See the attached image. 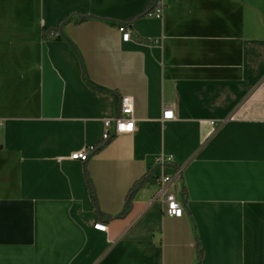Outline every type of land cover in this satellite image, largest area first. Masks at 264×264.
<instances>
[{
    "label": "crops",
    "instance_id": "1",
    "mask_svg": "<svg viewBox=\"0 0 264 264\" xmlns=\"http://www.w3.org/2000/svg\"><path fill=\"white\" fill-rule=\"evenodd\" d=\"M153 2L0 0V264H264V0ZM123 95L134 131L71 159ZM161 155L181 217L153 200Z\"/></svg>",
    "mask_w": 264,
    "mask_h": 264
},
{
    "label": "built area",
    "instance_id": "2",
    "mask_svg": "<svg viewBox=\"0 0 264 264\" xmlns=\"http://www.w3.org/2000/svg\"><path fill=\"white\" fill-rule=\"evenodd\" d=\"M166 0H154L152 10L148 12L149 15L155 18H162L163 10ZM117 30L121 34L123 41H128L132 37V29L128 24H119ZM58 32L52 33V36H58ZM133 106L134 100L129 95H123L119 101V113L112 119L105 120L103 123L104 130L102 133V141L109 140L112 135L132 133L134 131V118H133ZM173 117L171 110H163L162 120H169ZM110 128L112 131H110ZM95 146L84 148L83 150L74 152L70 158L75 160L86 161L93 152ZM171 156H159L155 160L156 168L161 169V174L156 177L158 189L155 193L154 199L162 205V212L168 217H181L183 213V207L181 200L177 197V194L172 192L170 188L180 180L182 176V168L180 166L172 167L173 171L171 175L164 174L165 168H170L172 165ZM151 175V174H150ZM94 228L100 231H104L106 226L101 223L94 225Z\"/></svg>",
    "mask_w": 264,
    "mask_h": 264
},
{
    "label": "trees",
    "instance_id": "3",
    "mask_svg": "<svg viewBox=\"0 0 264 264\" xmlns=\"http://www.w3.org/2000/svg\"><path fill=\"white\" fill-rule=\"evenodd\" d=\"M152 7H153V4H152ZM152 7L150 9H148L147 13L152 10ZM53 31H56V29L55 28L54 29L53 28L52 29L43 28L42 33H43V36L44 37H51V33ZM107 142H108V140L107 141H104L103 144H101L100 146H95V148H94V150H93L92 153L96 152L98 149H100ZM84 175H85V184H86L87 190L89 192V195H90L91 201L93 203V206L95 207V209L97 211L98 217L100 219H102L101 213L99 212V209H98V205H97V201H96V195H95V192H94L92 183H91V181H90V179H89V177L87 175L86 169L84 170ZM147 180H148V176L146 175L141 180L136 181L132 185V187L128 190V192H127V194L125 196V201H124V204H123V209L117 215V217H123V216H125L130 211L131 206H132V203H133V199H134L135 195L137 194V192L139 190H141L143 187H145V185L147 183ZM181 194L182 195L185 194V190H184L183 187L181 189ZM198 252H199V258H200L201 257V250H200V248H199Z\"/></svg>",
    "mask_w": 264,
    "mask_h": 264
},
{
    "label": "water",
    "instance_id": "4",
    "mask_svg": "<svg viewBox=\"0 0 264 264\" xmlns=\"http://www.w3.org/2000/svg\"><path fill=\"white\" fill-rule=\"evenodd\" d=\"M172 171H173L172 168H165V169L163 170V173H164V174L171 175V174H172Z\"/></svg>",
    "mask_w": 264,
    "mask_h": 264
}]
</instances>
